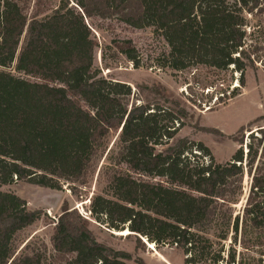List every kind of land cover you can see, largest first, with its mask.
Instances as JSON below:
<instances>
[{
	"label": "trees",
	"instance_id": "1",
	"mask_svg": "<svg viewBox=\"0 0 264 264\" xmlns=\"http://www.w3.org/2000/svg\"><path fill=\"white\" fill-rule=\"evenodd\" d=\"M27 1L0 0V186L14 178L50 190L82 182L109 133L120 130L108 176L111 197L92 199L96 221L103 218L114 232L129 231L137 240L189 253L195 231L216 219L231 226L234 236L240 234L242 245L253 232L264 231L263 130L245 160L240 147L224 164H215L202 143L175 141L190 118L187 110L175 100L169 108L128 107L130 88L98 77L93 68L97 45L86 22L114 18L132 29L153 28L168 47L165 60L172 70H232L243 87L246 71L257 70L248 50L246 17L264 13L263 0H62L41 19L27 18ZM114 48L138 67L130 41L116 42ZM14 63L23 77L6 71ZM162 91L156 87L158 94ZM216 104L224 101L208 111ZM260 121L264 117L246 128ZM243 163L251 183L241 214L233 216ZM39 218L25 201L0 191V264H41L42 257L33 252L14 257L16 234ZM50 242L59 264H126L131 258L98 243L88 221L66 205ZM222 252L215 263L224 260ZM227 256L225 264H233L234 256Z\"/></svg>",
	"mask_w": 264,
	"mask_h": 264
},
{
	"label": "rangeland",
	"instance_id": "2",
	"mask_svg": "<svg viewBox=\"0 0 264 264\" xmlns=\"http://www.w3.org/2000/svg\"><path fill=\"white\" fill-rule=\"evenodd\" d=\"M61 1L28 0L25 14L28 19L35 15H38L37 19L44 18ZM70 5L74 3L70 2ZM246 19L248 50L252 54L251 58L257 62V70L246 71L243 87L239 84V74L232 70L221 73L198 68L172 70L165 60L168 47L153 28L132 29L114 18L86 21L91 29V38L97 45L93 68L98 77L130 88L131 95L125 98L128 107L132 104H149L152 107L158 105L169 108L170 100L184 107L190 118L184 120V126L175 141L186 139L191 143H202L209 149L215 164L229 162L240 147L245 160L248 146L251 145L254 151L257 139L261 138L258 130L264 132V121L246 128L252 121L264 117V13L247 16ZM121 41H130L134 47L137 68L115 50L114 43ZM14 67L15 63L6 71L14 76H22L14 71ZM159 86L164 89L162 94L156 92ZM231 94H236V97L228 99ZM220 101H224V104H216L212 111H208V106ZM241 127H244L242 131ZM205 129L216 130L222 135L205 132ZM119 133H109L104 141V149L93 159L82 182L62 183L60 190H50L14 178L12 184L0 186L1 192L12 193L25 201L27 210L40 212L39 220L16 234L14 257L33 252L42 257L41 264H59L50 238L61 208L66 205L88 221V228L98 243L129 254L131 258L126 264H188L186 261L190 258L191 264H225L228 253L234 256L233 264H264V231L253 232L248 238L251 240L242 245L240 234L234 236L231 226L228 228L219 219L195 231L194 246L190 253L186 248L172 244H150L142 238H138V242L133 235H117L107 228L103 218L96 221L90 213L92 199L96 196L111 197L108 176L111 163L119 151ZM239 141H242L241 146ZM199 161L208 164L209 158L200 157ZM242 167V190L238 203L232 206L233 216L241 214L251 183L244 163ZM225 236L226 240L223 241ZM233 239H237V244L232 246L230 242ZM221 251L224 260L215 263L214 258Z\"/></svg>",
	"mask_w": 264,
	"mask_h": 264
},
{
	"label": "bare ground",
	"instance_id": "3",
	"mask_svg": "<svg viewBox=\"0 0 264 264\" xmlns=\"http://www.w3.org/2000/svg\"><path fill=\"white\" fill-rule=\"evenodd\" d=\"M115 234L122 235V236H127L129 234V231L115 232ZM129 235H131V233Z\"/></svg>",
	"mask_w": 264,
	"mask_h": 264
},
{
	"label": "water",
	"instance_id": "4",
	"mask_svg": "<svg viewBox=\"0 0 264 264\" xmlns=\"http://www.w3.org/2000/svg\"><path fill=\"white\" fill-rule=\"evenodd\" d=\"M119 132H120V130H119ZM132 235V234H131Z\"/></svg>",
	"mask_w": 264,
	"mask_h": 264
}]
</instances>
